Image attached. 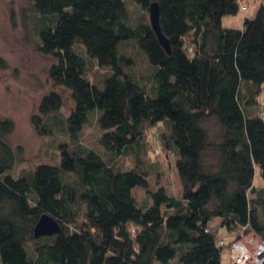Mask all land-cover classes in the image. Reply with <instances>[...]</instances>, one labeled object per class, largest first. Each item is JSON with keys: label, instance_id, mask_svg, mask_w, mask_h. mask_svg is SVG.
Wrapping results in <instances>:
<instances>
[{"label": "trees", "instance_id": "trees-1", "mask_svg": "<svg viewBox=\"0 0 264 264\" xmlns=\"http://www.w3.org/2000/svg\"><path fill=\"white\" fill-rule=\"evenodd\" d=\"M30 1L36 47L54 59V88L32 123L43 136L64 123L68 140L57 163L14 174L23 150L9 143L14 122L0 119V264H222L231 240L219 244L221 229L264 238V187L255 183L257 169L264 180V0L242 27L222 21L247 9L241 0H133L149 17L159 4L169 49L150 18L133 24L127 0ZM135 51L149 76L134 72ZM94 67L100 80L90 78ZM58 88L75 103L67 120L57 115ZM93 113L102 151L80 143ZM157 127L177 157L178 195L153 185L143 166ZM128 156L134 165L120 163ZM43 214L60 230L37 237Z\"/></svg>", "mask_w": 264, "mask_h": 264}, {"label": "rangeland", "instance_id": "rangeland-1", "mask_svg": "<svg viewBox=\"0 0 264 264\" xmlns=\"http://www.w3.org/2000/svg\"><path fill=\"white\" fill-rule=\"evenodd\" d=\"M131 1V4H130ZM131 8L132 22L138 25L142 21L149 20V13L136 5L133 0L126 1ZM248 6L236 15H225L222 19L225 26L240 27L244 25L245 17L255 16L262 0H241ZM244 7V6H242ZM33 5L30 0H0V119L8 118L14 122V131L9 135V143L13 148L22 147V158L18 160L14 174L23 169L32 168L42 162L57 163L59 157V144L66 142L68 136L64 130L65 124L61 123L52 135H40L33 123L32 116L38 113L41 98L53 90L52 81L49 78V69L54 59L51 55L40 52L36 47L37 34L32 25ZM137 64L134 72L140 76H149L151 67L144 55L135 51ZM101 71V70H100ZM94 70L90 78L100 80L102 71ZM64 98V103L57 114L63 119L70 116L75 103L66 88H58ZM260 106L264 108V89L261 95ZM264 116V114H263ZM211 137L214 139L220 131L215 119L205 122ZM160 128L148 131L146 135L148 144V156L143 157V166L150 170V179L153 185L163 186L173 194L180 193L182 186L176 167L177 157L164 145L156 135ZM102 131L97 124V113L90 116L81 135V145L102 151L99 139ZM207 160H216L212 151L207 152ZM131 156L122 158L124 166L133 164ZM255 183L264 187V180L257 169ZM133 194L137 200L145 198L146 191L141 187H135ZM229 235V234H228ZM228 235H221L224 243L228 241ZM236 237H232L231 242ZM231 244V243H230ZM231 246V245H230ZM234 256L224 250L222 264H231Z\"/></svg>", "mask_w": 264, "mask_h": 264}, {"label": "built area", "instance_id": "built-area-1", "mask_svg": "<svg viewBox=\"0 0 264 264\" xmlns=\"http://www.w3.org/2000/svg\"><path fill=\"white\" fill-rule=\"evenodd\" d=\"M225 243L219 240L220 245ZM230 245V253L234 256L231 264H264V238L254 231L242 232Z\"/></svg>", "mask_w": 264, "mask_h": 264}, {"label": "water", "instance_id": "water-1", "mask_svg": "<svg viewBox=\"0 0 264 264\" xmlns=\"http://www.w3.org/2000/svg\"><path fill=\"white\" fill-rule=\"evenodd\" d=\"M150 20L159 40L167 49H169L168 41L164 37L161 30L160 10H159V4L157 2L152 3L150 6ZM59 230H60V225L57 222V220L48 214H43L40 217L38 223L35 225L34 234L35 236L39 237L42 235L53 234L55 232H58Z\"/></svg>", "mask_w": 264, "mask_h": 264}, {"label": "crops", "instance_id": "crops-1", "mask_svg": "<svg viewBox=\"0 0 264 264\" xmlns=\"http://www.w3.org/2000/svg\"><path fill=\"white\" fill-rule=\"evenodd\" d=\"M240 27H242V26H240ZM221 235H228V241H230V239L234 236L233 234H230L229 232H227L226 230H224V229H221ZM229 254H230V252H229Z\"/></svg>", "mask_w": 264, "mask_h": 264}]
</instances>
